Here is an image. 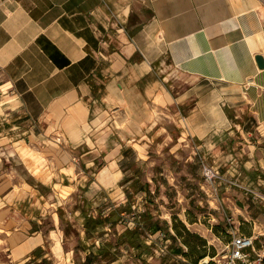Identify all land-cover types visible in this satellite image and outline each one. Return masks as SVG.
<instances>
[{
	"label": "crops",
	"instance_id": "obj_1",
	"mask_svg": "<svg viewBox=\"0 0 264 264\" xmlns=\"http://www.w3.org/2000/svg\"><path fill=\"white\" fill-rule=\"evenodd\" d=\"M257 56L264 62V0H0V153L18 156L31 176L16 190L0 182V250L11 262L36 257L37 248L39 260L70 259L57 206L77 194L92 262L115 250L95 239L106 225L148 261L157 238L144 240L121 214L144 212L139 166L149 137L176 124L205 139L226 171L250 164L253 153H233L239 145L230 136L249 130L244 117L264 127ZM254 177L264 183L263 172ZM87 205H104L102 215L117 210L120 221L87 232ZM120 222L138 230L137 245L118 236Z\"/></svg>",
	"mask_w": 264,
	"mask_h": 264
},
{
	"label": "rangeland",
	"instance_id": "obj_2",
	"mask_svg": "<svg viewBox=\"0 0 264 264\" xmlns=\"http://www.w3.org/2000/svg\"><path fill=\"white\" fill-rule=\"evenodd\" d=\"M243 119L246 120L249 130L243 132L240 129L234 130L230 137L235 139L239 145L238 148L244 151L237 147L231 151L233 153L242 152L243 155L252 152L253 156L250 158V164L235 163L230 165L229 171H226L225 165L212 161L213 158L205 146V139L199 140L188 135L186 137L177 131L176 124H173L175 129H168L170 126L166 125V131H160L149 137L150 143L144 153L147 158L144 160V165L139 166L140 172H144V189H147L144 191V212L141 213V217H135V214L130 213L121 214V220H131V225L138 224L139 231L146 241L153 238V235H157L158 245L153 242L147 245L151 248L148 252L150 258L146 261L138 254L137 256L132 255L133 251H127L125 244H117L114 230L106 225L95 233V239L99 241L106 239L113 242L115 250L111 251L115 260L119 259V264H174L171 254H184V252L187 253L184 255L186 260L193 262L196 259V253L190 251L185 240L189 243L202 241L203 245L197 247L205 254L201 259L207 258L209 264H215L212 258L222 261L227 259V245L233 233L253 235L254 246L250 251L249 263L263 264L264 183L257 184L254 174L264 173V127H261V131L255 130L254 127L251 128L253 123L250 119L245 117ZM238 120L233 119V122ZM209 136L210 134L206 138ZM21 146V149L19 146L16 148L24 152L26 149L29 151L24 140H21ZM248 146L250 147L247 148ZM50 153L54 154L52 150L42 149L41 155L45 156ZM21 155H23L22 151ZM256 157H263V159L257 160ZM242 158L246 160L244 156ZM20 161L16 155L8 158L7 154L0 153V182L4 184L1 185L2 188L10 184L16 190L20 181L30 179V174ZM203 165L215 169L218 177L212 181L206 180L203 176ZM43 169L46 170L45 167ZM65 192L64 190L63 194ZM3 195L4 193L1 192L0 207ZM81 199L77 194H72L64 200L65 202L57 206V212L61 213L63 218V224H59L62 233L61 243L70 259L63 260L62 256H59V259L51 257L49 264H84L88 251L95 250L90 247L92 239L85 235L81 225L83 221L79 211L82 205ZM87 207L94 215L99 212V209L106 211L104 205H93L92 207L87 205ZM1 220L0 216V229ZM50 225L51 222L47 216L44 226L48 228ZM155 225L157 229L152 230L151 228ZM63 227H66V234L63 232ZM187 231L191 235L186 234ZM165 238L170 240L167 251L155 255L153 245L155 249L161 243L163 244ZM56 241L59 242V239ZM113 255L106 258L96 256L92 264H109ZM34 256L36 257L28 258L24 262H11L5 252L0 250V264H40L42 258L39 260L36 254ZM259 258L260 261H258ZM180 264L186 263L181 262Z\"/></svg>",
	"mask_w": 264,
	"mask_h": 264
},
{
	"label": "built area",
	"instance_id": "obj_3",
	"mask_svg": "<svg viewBox=\"0 0 264 264\" xmlns=\"http://www.w3.org/2000/svg\"><path fill=\"white\" fill-rule=\"evenodd\" d=\"M202 170H203V176L205 177L206 180L212 181L214 178L218 177V172L210 166L203 165ZM123 222L125 224L132 223L131 220L123 221ZM155 237L157 238V235H153V239H155ZM169 243L170 240L168 238H165L163 244H160L158 247L154 249L155 255L165 253L167 251V247ZM253 246H254V237L252 235L233 233L231 241L227 245V255H226L227 259L226 260L224 259L222 261L221 259L216 260L212 258V261H214L215 264H237L238 262H240L241 264H250L249 263L251 257L250 251L251 249H253ZM171 255L174 264H180L181 262H185L186 264H198L201 260L199 259L196 263H193L191 261L186 260L183 253H174ZM258 261H260V258L258 259Z\"/></svg>",
	"mask_w": 264,
	"mask_h": 264
},
{
	"label": "trees",
	"instance_id": "obj_4",
	"mask_svg": "<svg viewBox=\"0 0 264 264\" xmlns=\"http://www.w3.org/2000/svg\"><path fill=\"white\" fill-rule=\"evenodd\" d=\"M120 221V212H118L117 210H111L110 212H108L105 215H102L101 213H97L96 215H92L90 213L85 215V223H84V227L86 228V231H93L95 230L97 227L104 225L105 223L110 224L111 226H114L115 224H117ZM121 223V227H123V230L118 234L119 237H122L124 239H129L133 244H136V238L139 235V232L137 229H128L127 226L125 224ZM152 230H156L157 226L155 225L154 227L151 228ZM188 235H191V233H189L187 231ZM185 242L188 244L190 251L196 253V259L193 261V263H196L199 259H201L202 257L205 256V254L203 253V251H199L200 249H197V247H199L200 245L202 246L203 243L202 241H199L200 243H189L188 241L185 240ZM106 249V248H105ZM179 251V250H178ZM43 252V249L41 248H37L34 251V255L36 254L37 257L40 256ZM184 255H187L186 252H184ZM48 261H46V259H42V261L40 262V264H49ZM92 262V255L91 253L88 254L85 257V262L84 264H91ZM263 264H264V259H263Z\"/></svg>",
	"mask_w": 264,
	"mask_h": 264
},
{
	"label": "water",
	"instance_id": "obj_5",
	"mask_svg": "<svg viewBox=\"0 0 264 264\" xmlns=\"http://www.w3.org/2000/svg\"><path fill=\"white\" fill-rule=\"evenodd\" d=\"M256 61L259 67H264V62L260 56L256 57ZM198 264H209V260L207 258L201 259Z\"/></svg>",
	"mask_w": 264,
	"mask_h": 264
}]
</instances>
